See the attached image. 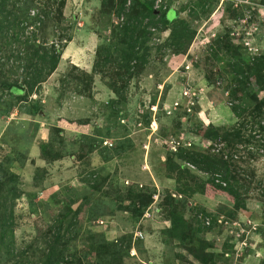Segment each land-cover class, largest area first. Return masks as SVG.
<instances>
[{"label":"rangeland","instance_id":"374dc122","mask_svg":"<svg viewBox=\"0 0 264 264\" xmlns=\"http://www.w3.org/2000/svg\"><path fill=\"white\" fill-rule=\"evenodd\" d=\"M203 1L207 4L206 0L157 1V8L171 4L169 19L187 6L179 16L195 30L194 39L187 50L168 47L166 40L170 31L162 29L163 24L159 23L150 36L149 63L141 73L130 74L129 80L126 77V88L118 96L108 86L112 79L104 78L93 69L98 47L112 42V25L120 21L117 10L109 6L104 9L102 0H67L64 22L58 29L66 34V41L70 35L73 39L67 41L57 70L35 97L43 110L28 115L20 111L24 108L21 101L7 95L0 99V109L4 105L12 106L9 114L0 113V162L8 155L18 159L28 153L25 161H16L12 166L19 175L16 185L20 193L14 206L13 229L16 250H28L32 262L42 255L44 238L40 237L38 228H46L47 219L44 220L40 205L54 194H48V184L55 185V192H61L53 205L61 207L62 200H73L75 209L83 206L82 228L77 239L71 241L72 252L75 245L80 251L83 249L81 245L89 240L88 230H93L104 233L110 241L118 239L125 247L131 246L130 256L116 264H204L187 249L190 243L198 245L197 240L181 243L170 233L171 222L167 216L173 206H179L195 237L208 240L207 252L213 255L205 257V264H245L244 256L256 250L253 241L256 234L262 239L259 246L264 247L262 119L248 125L247 133L255 138L248 147L239 146L241 155L235 156L243 157L237 162L245 179L238 183L236 199L211 190L210 195L203 193L209 177L223 179V176L208 175L196 166H188L190 171L177 167L171 170L166 163L176 153L173 147L209 148L212 140L206 137V132L211 126L235 125L238 119L231 107L240 100L231 95L235 88L231 66L238 59L250 61L264 54V0H214L212 13L189 14L191 6L196 9ZM51 32L52 23L48 26L47 20L40 38L48 41ZM12 63L13 59L7 67ZM109 68L107 75L115 71ZM85 72L94 77L91 89ZM123 82L119 81V88ZM173 86L175 92L169 95ZM105 88L111 89L114 97L108 92L105 95ZM184 91H188V96H183ZM259 96L264 97V90L259 91ZM175 102L179 106L175 107ZM165 106L171 108L170 112ZM189 107L191 111L187 110ZM9 126L13 131H7ZM72 134L80 137L69 139L71 144L68 138ZM42 141L50 142L49 150L58 154L67 151L77 155L78 172L83 178L76 183L75 190L67 181L60 182L64 179H61L60 167L50 164L52 160L34 149L40 148ZM145 142L150 144L148 151L143 148ZM218 144L216 149L223 148ZM145 158L149 164L146 171L142 169ZM95 179L97 182L91 183ZM129 189L135 190V194L158 193L162 214L136 218L130 211ZM169 194H175L176 201L171 203ZM93 196L101 198L99 203L106 213L95 220L90 218L98 211L91 210ZM34 207H39L37 213ZM202 213L212 216V226L204 225ZM117 228L119 232L110 233ZM150 234L156 235L163 244L154 245V253L140 254Z\"/></svg>","mask_w":264,"mask_h":264},{"label":"trees","instance_id":"16d2710c","mask_svg":"<svg viewBox=\"0 0 264 264\" xmlns=\"http://www.w3.org/2000/svg\"><path fill=\"white\" fill-rule=\"evenodd\" d=\"M116 1L102 0L104 9L108 6L113 9L115 7L120 21L112 25V42L98 47L93 69L94 72L102 74L104 78L112 79L108 82V86L119 96L121 89L126 88L127 81L130 79L129 75L141 73L149 63L150 36L152 31L158 29L159 23L162 22V29L170 31L166 40L168 47L176 48L178 51L188 49L194 39L195 30L189 22L179 16L182 11L187 10V6L178 12L172 10L174 18L169 19L168 13L172 9L170 3L157 8L158 0H118V4ZM206 1L207 4L203 1V4H198L199 8L196 9L195 6H191L189 14L212 13L215 7L214 0ZM66 4L67 0H47L46 2L43 0H0V99H5L7 95L21 101L23 103L21 107H24V110L20 108V111L28 115L39 114L43 110L42 103L35 97L39 94L43 83L57 70L67 41L73 39L70 35L66 41V34L58 29L64 22ZM47 20L48 26L51 22L53 27L48 41L40 38V32ZM12 59V66L7 67ZM110 65L111 68H109ZM107 68L115 71L107 75L105 74ZM231 68L235 73L233 75L235 88L231 90V95L240 100L231 107L238 119L235 125L231 127L211 126L210 131L206 132V137L212 140L209 148L180 147L176 150L174 157L167 158L166 163L170 165L171 170L177 167L181 171H190L188 166H196L198 170L208 175L223 176L224 180L214 176L209 177V185L203 193L206 195H210L212 191L218 194L225 193L232 199H236L238 183L244 179V176L237 162L242 161L243 157L235 156L241 155L240 150L248 147L255 138L247 133L248 125L259 119H262L264 124V97L259 96V91L264 90V54L257 55L250 61L238 59ZM89 80L91 89L94 82L91 74ZM121 80L125 82L119 88L118 83ZM11 109L12 106L4 105L0 113L9 114ZM11 130L13 131L9 126L7 131L11 132ZM70 142L72 141L68 140V143ZM218 143H221L223 148L216 149ZM50 144V142L42 141L40 145L42 155L48 160H57L68 154L67 151L61 155L58 154L59 152L49 150ZM15 145L17 146L16 143ZM27 155L26 152L23 158L18 159L8 155L0 162V264H116L122 263L126 257L130 256L131 246L125 247L118 239L110 241L104 233L93 230H88L89 240H84L85 242L81 245L83 249L80 251L77 248L79 246L75 245V250L72 252L71 241L74 242L77 239L75 237L80 235L82 228L80 214L83 206L75 209L73 200H62L61 207L53 205L55 203L53 200L61 194L57 191L50 200L40 205L43 209L41 214L44 220L47 219L46 228H38L40 237L44 238L41 257L32 262L28 250L17 251L14 243L13 215L15 201L20 197L16 185L19 175L12 170V166L16 161H25ZM222 172H224L223 175ZM94 181L91 183H96L97 179ZM71 187L72 190L76 189L73 185ZM92 188L95 189L96 186L93 185ZM134 192L133 189L128 190L127 197L131 199L132 208L130 211L136 218H141L153 201V193L135 194ZM174 197L173 194L167 196L171 203L176 201ZM93 198L94 204L91 210L98 209V211L90 218L95 220L106 213L101 209L102 204L99 203L101 198L94 196ZM236 206L238 207L239 203ZM37 208L32 209L37 213ZM178 208L179 206H173L167 216L171 222L170 233L175 235L181 243H186L188 239L189 241L197 240L198 245L190 243V246L186 247L199 261L207 263L205 257L213 255L207 252L208 240L195 237ZM69 236L72 239H69ZM30 248L31 246L28 247Z\"/></svg>","mask_w":264,"mask_h":264},{"label":"crops","instance_id":"0c3cea01","mask_svg":"<svg viewBox=\"0 0 264 264\" xmlns=\"http://www.w3.org/2000/svg\"><path fill=\"white\" fill-rule=\"evenodd\" d=\"M160 87H161V85H160ZM105 89H106V91H104L105 95L108 92V95H110V97H114V96H112V95H114V93H113V91L111 89H109V88H105ZM174 92H175V87L173 86V87H171L169 95L171 93H174ZM154 126H155V123H154ZM154 129H155V127L153 128V130ZM70 130L72 131V129H70ZM75 131H77L79 133L81 132L80 130H75ZM70 136H71L70 138L75 137L74 134H72ZM78 137H80V136L76 135L75 138H78ZM70 143L72 144V142H70ZM150 144H151V141H150ZM150 144L148 142H145L143 144V148L148 151V148H149ZM73 146H75V145L73 144ZM34 149L40 155L41 152H40L39 146H36ZM77 158H78L77 155L75 153L71 152V153H68V154L64 155L63 158L61 157V158H59L57 160H54V161L50 162V164L58 165V167H60L59 171H60V174H61V177H62L61 179L64 178L63 181H60L61 183H63L64 181H67L69 184L75 186L76 183H80L81 182L80 179H82L83 176L80 175V171L78 172L80 161ZM142 169L144 171L149 169V164L147 163L146 158H145V163L142 164ZM58 188H59V185H58ZM49 190H50V192L48 194L55 193V185L48 184V191ZM160 214H162V212ZM115 223H116V221H115ZM119 231H120V229L117 228L116 230H111L110 233L119 232ZM253 241H255L256 250H254V251H252L249 254H246L244 256V261H245L244 263L245 264H262V262L264 261V247L262 245L259 246V243H261L262 239L258 238V236L256 234V238L254 237ZM159 242L161 244H163V241L161 239L159 240V238L156 235L155 236L153 234L148 235L147 240H146L145 248H144V250H142V252H140V254L141 253H144V254L154 253V251H155L154 245H159ZM257 246H259V247H257Z\"/></svg>","mask_w":264,"mask_h":264},{"label":"built area","instance_id":"2783aa9c","mask_svg":"<svg viewBox=\"0 0 264 264\" xmlns=\"http://www.w3.org/2000/svg\"><path fill=\"white\" fill-rule=\"evenodd\" d=\"M183 96H188V91H184L183 92ZM193 104V103H192ZM175 107L179 106V102H175L173 104ZM166 111L170 112L171 108L168 106H165L164 108ZM188 111H191V108L189 107L187 109ZM154 125V123L152 124V126ZM191 144V143H189ZM179 145V144H178ZM173 149L177 150L176 147H173ZM175 196V194H173ZM180 198H182V195L179 194L178 195ZM159 194L155 193L153 195V201L152 203L147 207V209L145 210L144 214H143V218L144 217H151V215L153 213H161L162 212V206L160 205V200H159ZM201 220L204 223L205 226L210 227L212 226V216L208 215V214H203L201 215ZM101 223H103V221H101Z\"/></svg>","mask_w":264,"mask_h":264}]
</instances>
